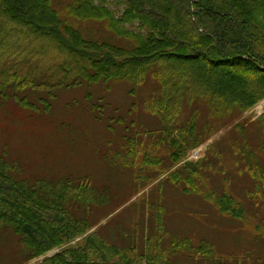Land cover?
<instances>
[{
    "label": "trees",
    "instance_id": "trees-1",
    "mask_svg": "<svg viewBox=\"0 0 264 264\" xmlns=\"http://www.w3.org/2000/svg\"><path fill=\"white\" fill-rule=\"evenodd\" d=\"M65 12L61 16L52 0H0V99L32 118L50 109L61 88L113 81L136 86L150 78L156 86L143 107L159 119L157 141L169 145L170 164L161 166L159 158V176L213 135L215 124L227 125L264 98V0H68ZM88 20L102 21L112 35L85 36L75 23ZM184 108L192 111L180 123ZM198 109H208L201 125ZM258 121L262 134L254 144L237 122L240 137L231 145L239 171L251 180L246 197L255 215L228 185H210L212 173L224 172L215 141L206 160L185 161L164 181L252 225L264 244V112ZM128 144L122 156L114 153L120 160L103 157L128 167L135 140ZM8 153L0 148V237L17 236L26 257L65 245L42 264H178L180 254L221 264L212 240L168 234L161 204L141 250L88 232L95 207L104 210L111 201L109 190L96 189L88 176L22 177L19 161ZM141 172L139 186L152 179ZM82 235L78 245L67 244ZM256 264H264V252Z\"/></svg>",
    "mask_w": 264,
    "mask_h": 264
},
{
    "label": "rangeland",
    "instance_id": "rangeland-1",
    "mask_svg": "<svg viewBox=\"0 0 264 264\" xmlns=\"http://www.w3.org/2000/svg\"><path fill=\"white\" fill-rule=\"evenodd\" d=\"M52 1L60 15L65 16L68 0ZM75 25L88 37L107 39L112 35L102 21L88 20ZM154 86L156 83L147 78L136 86L125 81H113L61 88L50 109L32 118L18 109L12 100L0 99V148L6 146L9 156L19 161L22 177L88 176L96 189L109 190L111 201L104 210L95 207L91 215L93 226L88 232L96 230L110 243L129 245L132 242L141 250L144 238L153 233L161 204L168 234L188 237L194 243L203 238L212 240L221 264H256L257 256L264 252V244L256 237L257 231L252 225L218 213L200 197L184 194L164 178L185 161L206 160L207 148L215 141L221 150L224 172L212 173L210 185L216 188L228 185L233 194L245 202L250 214L255 215V207L246 197L251 180L249 175L239 171L240 163L235 162L239 155L231 152V145L240 137L238 130L233 128L237 122L249 130L253 144L262 134L258 119L264 112V98L227 125L219 128L215 124L218 130L213 135L189 149L184 160L159 176V158L161 166L170 164L169 145L168 142L157 141L159 119L143 107L144 99ZM198 110V125H201L207 120L208 109ZM191 111L189 108L181 110L180 123ZM128 138L135 140L130 167L109 163L103 154L114 157L118 151L122 156L130 148ZM146 155L158 165L145 162ZM214 158L216 161L219 159ZM261 160L264 165V155ZM146 163L149 166L144 165ZM140 172L152 175V179L141 182L139 186L135 178ZM254 217H251L253 222ZM84 237L78 236L67 244L78 245ZM64 248L65 245L54 247L44 254L28 258L17 236L1 235L0 264H42L44 258ZM179 258L178 264H211L184 254Z\"/></svg>",
    "mask_w": 264,
    "mask_h": 264
}]
</instances>
